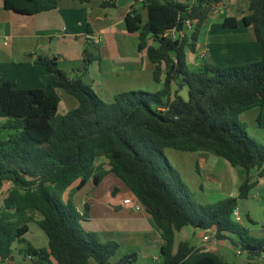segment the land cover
Instances as JSON below:
<instances>
[{
    "label": "trees",
    "instance_id": "1",
    "mask_svg": "<svg viewBox=\"0 0 264 264\" xmlns=\"http://www.w3.org/2000/svg\"><path fill=\"white\" fill-rule=\"evenodd\" d=\"M247 1L241 21L261 47L257 62L189 68L187 54L196 52L212 7L226 0H144L147 22L142 26L132 8L125 23L128 32L138 34V49L153 66V82L161 86L157 92L132 91L117 95L112 103L102 101L85 81L89 67L99 60L94 44L84 48L76 78L63 73L50 55L34 62L46 69L53 86L20 90L0 77V192L4 183H11L0 209V261H10L12 246L22 244L20 253L34 264H112L118 243H101L86 232V214L77 211L71 198L64 204L60 200L74 183L79 181L77 190L90 180L98 186L112 174L160 230L162 264H229L214 252L176 243V235L186 227L212 233L215 241H229L246 254L248 264H259L264 239L252 237L233 218L238 200L247 199L256 186L251 173L264 178V146L238 122L241 114L258 109L261 127L264 108V0ZM116 3L103 0L100 6L114 9ZM57 6L58 0H3L4 10L20 16ZM186 21L192 24L190 33L176 40L164 37L173 29L183 31ZM223 27L236 29V19H225ZM56 90L74 98L76 108L60 113ZM166 149L209 152L239 169L244 179L237 197L196 203L166 159ZM33 222L47 237V249L36 250L24 239ZM136 260L131 254L118 264Z\"/></svg>",
    "mask_w": 264,
    "mask_h": 264
},
{
    "label": "crops",
    "instance_id": "2",
    "mask_svg": "<svg viewBox=\"0 0 264 264\" xmlns=\"http://www.w3.org/2000/svg\"><path fill=\"white\" fill-rule=\"evenodd\" d=\"M102 1L58 0L55 10L35 16H20L4 10L3 0H0V77L10 80L20 90L53 86L46 69L34 62L38 56L50 55L57 59V66L63 73L76 78L82 52L87 45L94 44L92 40L96 38L99 40V60L89 67L85 81L101 99L112 103L122 93H154L160 90L161 86L152 79V64L145 52L138 49V34L128 32L125 23L132 8L140 16L142 26L147 22L143 3L139 0H117L116 8L102 9ZM247 9V0H226L217 14H209L201 29L196 52L187 54V64L191 70L198 71L203 64L226 67L260 60L261 47L252 30L244 27L241 21ZM227 18L236 19V29L223 27ZM56 92L60 98V113H68L76 108L74 98L61 90ZM253 110L250 112H254L257 118L260 110ZM261 112L262 127L264 108ZM246 113L240 117L245 118ZM3 123L4 120L0 119V127ZM175 152L174 169L185 181L193 198L201 197L198 204H212L208 200L209 195L224 197L222 200L237 197L244 179V174L239 169L209 152L188 153L194 156V160L184 157L186 153ZM105 169L108 168L105 166ZM192 169L196 170L198 178H194ZM256 174L254 171L251 173L256 180L255 188L247 199L238 200L237 211L240 224L249 230L250 235L264 239V178L256 179ZM184 175L192 183L191 188ZM6 184L11 186L9 182ZM78 184L79 181L74 183L66 190V194L80 214H86V219L82 222L86 232L95 234L101 243H118L119 250L112 258V264H118L123 257L131 254L137 255L133 264H162L160 250L163 241L160 230L145 212H135L133 206L123 204L125 200L134 203L136 199L118 178L108 174L98 186L90 180L81 190L76 189ZM88 184L93 187L81 195L78 202L77 196ZM105 187L106 191H102ZM252 200L255 204L250 205ZM32 226H37L39 231L36 229L32 232ZM199 231L201 230L193 229L186 232L185 238L190 235L195 237ZM205 236L212 241L207 249L218 254L227 263L248 264L246 254L234 250L229 241L213 240L212 233L203 231L192 246L201 249ZM24 239L36 250L47 249V237L35 222L29 224V231ZM23 249L22 244H14L11 260L0 261V264H34V259L20 253ZM257 262L264 264L261 259Z\"/></svg>",
    "mask_w": 264,
    "mask_h": 264
},
{
    "label": "rangeland",
    "instance_id": "3",
    "mask_svg": "<svg viewBox=\"0 0 264 264\" xmlns=\"http://www.w3.org/2000/svg\"><path fill=\"white\" fill-rule=\"evenodd\" d=\"M144 92V91H142ZM102 101H104L105 103H107L104 99H101ZM255 111V110H253ZM245 118H242V117H238V122L244 127V129L246 130L248 136L253 139L254 141H256L259 145L261 146H264V126H262L261 128L258 127V124L256 122V115L254 114V112H250L248 111L246 114H245ZM2 138H6V134L2 133ZM174 153H177L175 152L174 150H165L164 151V155L166 157V159L168 160L169 164L172 166V167H175V161H174ZM183 155V154H182ZM186 158L188 159H195L194 156H190V154L186 153L185 156ZM192 174L194 176V178H198L197 174H196V170L193 171L192 169ZM187 182H188V185L189 187L191 188L193 185L192 183L189 181L187 175H184ZM183 181V179H182ZM185 183V181H183ZM186 184V183H185ZM89 185V186H88ZM86 185V187L82 190V192L79 193V196L78 197V202H79V199H81V195H84L88 190H90L92 187L90 186V184ZM11 188L10 185H7L6 183L4 184L3 188H2V191L0 192V209L3 205V199L4 197L6 196V194L8 193V190ZM106 191V187L103 188L102 191ZM77 192V191H76ZM100 193H103V192H100ZM66 198H70L67 196L66 192H64L61 196H60V200L61 202L64 204L66 202ZM203 198V197H202ZM224 197H214L212 195H209L208 196V200L210 203H216L220 200H222ZM194 199V198H193ZM201 200V197L198 199H194V201L197 203V202H200ZM100 203V202H98ZM250 205H253L255 204L254 201H250L249 202ZM98 206V205H97ZM38 229L37 226H32L31 227V231L33 232L34 230ZM39 231V229H38ZM190 231H193V228L191 227H186L184 229L181 230L180 233H178L176 235V243H178L179 241L181 240H187L188 242H190L189 244L192 246V245H195V243L197 242V237L201 236L203 234V231H199L197 233V235L195 237L193 236H188L187 239L185 238V233L186 232H190ZM212 244V241H208L207 243L203 242L202 241V245H201V250L202 248H205V250L207 251H210L208 250L207 248H210L209 246ZM24 247V245H22ZM203 251V250H202Z\"/></svg>",
    "mask_w": 264,
    "mask_h": 264
},
{
    "label": "built area",
    "instance_id": "4",
    "mask_svg": "<svg viewBox=\"0 0 264 264\" xmlns=\"http://www.w3.org/2000/svg\"><path fill=\"white\" fill-rule=\"evenodd\" d=\"M139 1L141 3H143L144 0H139ZM163 1H169V2L180 1V2H183V1H187V0H163ZM222 7H223L222 5H217V6L212 7V10H211L210 14H217L220 11V9H222ZM191 31H192V24L189 21H186L185 24L183 25V31L178 32V31H176V30L173 29V30L167 32L164 35V37H168V38H171L173 40H176V39L184 36L186 33H190ZM92 42L95 45H98L99 44V40L96 39V38H93ZM6 44H7V41H5L4 45H6ZM123 204L124 205L133 206V209H134L135 212H144L142 206L138 203L137 200H135L134 203H132L131 200H125V201H123ZM233 218H234V220L237 223H240L241 219H240V216L238 214L237 209L234 210V212H233ZM208 241H209V237L208 236L203 237V242L207 243ZM203 251L207 252V250H203ZM260 259L261 260H264V256H262Z\"/></svg>",
    "mask_w": 264,
    "mask_h": 264
}]
</instances>
